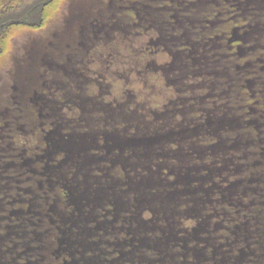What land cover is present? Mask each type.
Segmentation results:
<instances>
[{
	"label": "trees",
	"instance_id": "1",
	"mask_svg": "<svg viewBox=\"0 0 264 264\" xmlns=\"http://www.w3.org/2000/svg\"><path fill=\"white\" fill-rule=\"evenodd\" d=\"M57 1L0 0V52ZM97 3L130 91L0 110V264H264V0Z\"/></svg>",
	"mask_w": 264,
	"mask_h": 264
},
{
	"label": "rangeland",
	"instance_id": "2",
	"mask_svg": "<svg viewBox=\"0 0 264 264\" xmlns=\"http://www.w3.org/2000/svg\"><path fill=\"white\" fill-rule=\"evenodd\" d=\"M98 1L68 0L67 3H64L58 0L49 8V11H45L47 18L44 26L39 30H30L29 28H33L30 25L22 28H10L11 33L7 34L3 40L4 47L0 52V110L8 106L10 107L8 108L9 115L17 119V122L26 120H23L22 115L18 118L15 117L17 114L23 113L27 117L26 121L30 122V125L34 124L35 117L31 103L33 101L28 99V96L36 93L32 90L38 87L41 88L42 93H50L53 87H59L56 93L60 97H63L64 92L69 91L72 98H77V88L79 89V87L74 88L78 82V78L75 77V68L80 64L92 68V70L89 69L91 72L88 73V76L90 74L97 78L100 75L103 77L111 75L110 82H108L109 90H107L109 98H122L126 90L130 91L129 83L135 76L124 75L125 70L122 73L121 67L122 65L125 67L124 62L127 61L124 54L116 52V58H113L110 55L112 52L110 44H103L102 38L95 41V37L92 35L97 26L93 22L96 20L100 24L98 26H101L102 23L111 20L113 13L110 8L102 11L99 8L102 5H98ZM65 4L66 6H64ZM62 7H65V12ZM25 28H28L27 31L24 30ZM14 47H16V51L12 54L11 49ZM120 49L123 51V47ZM82 52L83 60L80 61L79 57ZM64 67L71 70V76L62 75L61 70ZM114 68L116 72H114ZM117 69L121 71H117ZM2 75L9 78L10 89ZM96 82L94 79L90 81L89 85H86L88 93H95L102 86L101 82ZM102 83L105 84V82ZM10 100H14L15 103L12 104ZM101 112L104 111L101 110ZM105 112L108 114L107 110Z\"/></svg>",
	"mask_w": 264,
	"mask_h": 264
}]
</instances>
